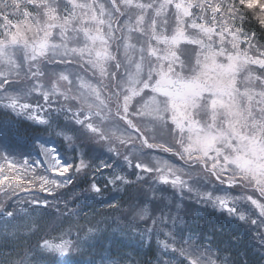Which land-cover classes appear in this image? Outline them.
Returning a JSON list of instances; mask_svg holds the SVG:
<instances>
[{"label": "trees", "instance_id": "trees-1", "mask_svg": "<svg viewBox=\"0 0 264 264\" xmlns=\"http://www.w3.org/2000/svg\"><path fill=\"white\" fill-rule=\"evenodd\" d=\"M58 1L0 0V39L6 38L9 35L8 30L22 21L29 20L35 25L36 21H39L40 24L46 18L48 7L54 8L57 13H60L62 6L71 7L66 0ZM115 1L120 10L113 8L115 14L118 16L123 13L127 16L126 6L121 0ZM213 1L222 4L221 13L218 15L229 18L234 30L240 33L244 40L247 37L257 51H264V27L258 22V17L262 15L259 9L246 10L242 7L241 0ZM133 2L147 4L152 0ZM159 2L160 0L146 12L131 7L130 16L134 17L135 21V18L141 15L146 18L152 15L153 18ZM229 8L234 9L233 13L229 12ZM147 31L149 30L134 34V40L143 43L141 47L146 55ZM149 33L151 34L150 31ZM119 40L120 36L117 42ZM38 64L40 63H35ZM114 70L116 68H112V72ZM114 74L110 88L103 85L102 90L106 98L109 97L107 103L114 107L111 113L112 120L115 121L113 124H121L127 128V125L119 120V115L123 114L120 113V97L118 96L117 100L111 98L116 89ZM28 76V72L18 77L11 74L7 80L10 84L8 89L18 92L19 106L27 103L29 106L38 107L39 110H45L44 118L47 123L32 122L0 104V160L5 165L9 160L15 163L22 161L30 155L38 138L49 136L57 139L64 157L72 159L73 167L68 173L71 182L47 195L34 180V175L38 172L25 169L20 174L28 181L26 188L14 184L12 187L0 186V264H156L164 243L180 249L191 239L196 241V245L207 246L215 251L222 264H264V245L256 239L258 236L264 238L263 226L258 224L262 217L258 209L252 210L250 202L243 197L246 190L237 178L233 182L236 184L228 187L225 183L230 178L221 176L220 180L224 181L221 183L207 170V165L195 164L193 169L200 172L194 174L197 178L184 175L188 190L180 192L181 190L177 191L171 186L172 189H158L156 174H153L156 166L149 156L167 153V157L175 155L176 162L184 163L178 156L179 149L174 145L172 138H165L164 135L157 138L154 135L155 138L152 139L150 132L146 131L133 115L137 111L138 100H135L128 118L139 128V134L143 135L149 144L154 145L152 148L140 146L145 153L143 155L147 156L144 158L141 153L143 160L131 159L124 143L111 145L100 139L96 133L88 131L84 125H77V114L83 120L84 113L88 115L89 112L72 92L58 96L54 94L45 103L43 100L38 101V98L43 97L30 85L31 79ZM24 92L26 97L22 95ZM166 118L168 113L163 121L156 120L155 127L162 131L169 128ZM68 136L74 140H65ZM70 145L72 151L68 152ZM110 148L112 151H109ZM162 148L169 151H162ZM125 157H129L130 164H127ZM81 162L87 167L76 172L75 169ZM101 162L111 164L112 170L109 167L98 169ZM137 164L150 167L151 173L138 172ZM115 168L121 170L117 173L114 172ZM24 172H27V175H24ZM204 175L208 178L207 186H204L205 179H201ZM116 176L123 179L115 180ZM198 177L200 178L197 182ZM108 180L114 182L109 184ZM124 180L127 183H124ZM93 183L101 189L100 193L92 192ZM217 185L221 188L227 187L230 206L236 209L235 215L229 216L227 212L213 206L211 200L202 199L203 194H209L206 193L207 189H219ZM214 192L210 194L213 198L218 195L215 190ZM251 196L264 205V199L258 193ZM33 201L46 202L47 207L35 206ZM233 201L235 203H232ZM137 204L142 210H146L143 218L132 217L130 214V208ZM9 211L13 213L11 217L6 215ZM241 213L245 216L244 221L237 218ZM254 218L259 221L256 225L251 223ZM148 229L151 231H147ZM45 243H68L71 250L66 255L51 252L42 247Z\"/></svg>", "mask_w": 264, "mask_h": 264}, {"label": "snow or ice", "instance_id": "snow-or-ice-1", "mask_svg": "<svg viewBox=\"0 0 264 264\" xmlns=\"http://www.w3.org/2000/svg\"><path fill=\"white\" fill-rule=\"evenodd\" d=\"M121 2L126 7H134L140 9L142 12H146L149 8H153L156 0H152L151 3L147 4L134 3L133 0H121ZM67 4L71 5L72 11L64 19L55 14L54 8L48 7V11L45 12L46 23L44 26L39 29L29 27L31 37L26 36L23 32H17L15 26H13L12 33L7 35L6 38L0 39V57L9 56L12 49L19 48L30 50L32 60L45 56L49 49L52 50L54 55H65L64 51L57 52L62 47L60 44L49 43V37L53 34L52 29H59L62 39L67 31H82L87 42L81 48H71L67 54H77L81 58L85 56L92 57L94 54V59H89L87 62L97 68L102 76L105 75L103 62L114 59L108 52L109 41L112 39L114 28L111 25L110 19L108 21L103 19L105 15L103 4H96V0H90V2L89 0H84V2L80 3L77 0H67ZM241 4L246 10L259 9L262 15L258 17V22L261 27H264V0H241ZM94 5L100 10V17L97 16ZM169 6L175 9V19L177 22L175 33L170 37L156 34V24L153 21L151 39L155 40L157 44L164 45V52L162 55H159V50L149 45L147 54L149 57L156 58L158 65L148 72L147 79L143 82L139 79L141 65L139 63L135 64V74H130L129 76L127 94L123 97V114L119 115V120L123 121L133 132H136V127L133 125L132 120L128 118L130 115L128 106L134 96H139L145 89H150L152 93L165 99L163 102L158 103L153 98L148 102L150 107L147 111L137 110L140 115H150L154 120L163 121V113H169L171 123L175 125V128L181 134L187 133L186 146L183 137L178 141L183 148L185 156L191 158L193 161H199L201 166L204 165L205 159L212 161L207 170L211 171L212 176L216 177L221 183H224V181L220 180V177L224 176L225 173L232 171L233 176L239 174L242 179L250 183L260 196L264 197V91L254 92L246 89L240 92L237 89V75L244 71L247 66L254 65L260 69H264V51H259L256 57L249 54V49L255 48V45L247 37L242 41L239 33L230 32L227 24L221 23L220 31L216 30V16L218 13H221L222 4L213 3V0H195V2L194 0H160L155 14L160 16L161 13L167 11ZM112 7L116 8L115 3L112 4ZM193 8L200 11L202 14L201 20L205 12H210L212 15V26L207 27L203 22L197 23L196 18H193L187 24V27L197 30L208 41H211L213 36H218V44L220 45L218 50L213 48L212 43L205 44L202 39H189L186 37L184 21L185 18L193 16L191 11ZM77 10H79V13ZM89 11L91 12V16L88 15ZM233 11L234 9L229 8V12L233 13ZM110 15L109 13V17ZM76 20H79L81 25L89 23L95 24L96 27L94 31L82 27L71 29L72 22ZM36 23L39 25V21H36ZM143 23L144 17L141 15L136 20V27L130 30L142 32L143 30L139 25ZM106 24L108 31L105 36L102 29ZM41 32L42 35H39L38 33ZM226 33L231 36V40L228 41L231 45L230 50H226L224 47ZM244 42L248 43V48L241 51L240 44ZM181 43L199 45L202 50V54H198L197 56V67L193 70L194 74L189 78L183 77L176 71L177 66L181 64V60L176 54L175 49ZM124 47L127 50L132 46L125 40ZM164 61L167 62V67H165ZM129 62L131 63L130 56ZM153 74L156 79L150 85L149 81L153 79ZM61 79L67 80L68 77L61 76ZM252 79L260 78L252 77ZM3 82L7 83V80L5 79ZM260 83L264 85V79H261ZM141 84L142 86L137 88V85ZM89 88L100 105L105 106V102L101 99L99 91L91 85H88ZM241 97L245 100L243 108L241 107ZM44 98L47 100V93H45ZM7 106L15 109L17 106L16 100L12 99L11 103ZM88 107L91 109L92 105H88ZM20 109L21 114L24 111H28L29 113L32 111L27 103L21 104ZM201 111L207 112L210 117V120L205 121L203 125L195 118ZM254 112H259L261 115L257 118L254 116ZM95 115L100 116V112L97 111ZM28 119L40 124L47 123L44 119L37 120L31 114L28 115ZM104 119L106 117L101 116V120ZM88 120L89 115H85L83 120L77 116L75 123L77 125H84L88 131L96 133L100 139H105V135L100 132L98 127H94L92 123L85 125V121ZM140 140L144 141V147H154V145L144 140L143 136L140 137ZM121 143H124V141L121 140ZM161 150L165 152L169 151L167 148H162ZM109 151H112V149L110 148ZM42 155L46 158L47 170H50L53 176L66 177L59 183L54 179L41 178L40 190L45 191L47 195H51V190L46 189L45 185L64 187L69 184L71 176H66V174L69 173L73 166L64 160V157L58 156L53 148H43ZM125 161L130 164L127 157H125ZM27 163L25 161V166H27ZM229 166L232 167L230 168ZM85 167L87 165L81 162L75 170L76 172H80ZM106 167H110V165L104 162L98 165V169L100 170ZM136 169L138 172L143 171L145 173L152 171L149 167L140 164L136 165ZM156 171L159 173V183L171 184L173 188L188 190L186 182L181 180L176 174L177 170L164 166L157 168ZM5 172H11L13 175L11 177L0 175V185L12 187L13 182H16V186L19 187L20 184L28 182L23 179L20 169L17 168L13 161L9 160L7 162L6 169L0 167V173ZM24 175H27V172H24ZM139 178L142 179V177ZM122 179L121 176L115 177V180ZM107 182L112 184L114 181L108 180ZM124 183H127V181L124 180ZM227 186H233L232 179H228ZM91 190L95 193H100L101 191L95 183L92 184ZM22 191L26 190L22 189ZM202 199L211 200L213 206L226 211L229 216L236 214L235 207H229L230 202L226 197L213 198L210 194H203ZM249 199L251 204L258 209L259 215L264 217V205L259 204L255 199ZM32 203L35 206L47 207L46 202L33 201ZM232 203L235 202L233 201ZM6 215L11 217L13 213L9 211ZM237 218L240 221L245 220L243 213L239 214ZM251 223L256 225L257 221L252 220ZM147 231L150 232L151 229ZM256 239L260 244L264 245V238L258 236ZM163 246L165 248L169 247L167 243H164ZM42 247L51 252L65 255L68 253V248L64 244L53 247L45 243ZM181 251L182 254L187 255L184 250ZM193 255L199 257L200 254L194 250ZM189 264H201V261L197 258L191 260ZM209 264H214V262H209Z\"/></svg>", "mask_w": 264, "mask_h": 264}, {"label": "rangeland", "instance_id": "rangeland-1", "mask_svg": "<svg viewBox=\"0 0 264 264\" xmlns=\"http://www.w3.org/2000/svg\"><path fill=\"white\" fill-rule=\"evenodd\" d=\"M158 1L159 0H156V2ZM54 2H59V1L54 0ZM77 2L78 3L84 2V0H77ZM113 3H115L116 5V8L114 9L115 10L119 9L118 3L115 0H96V4H103L104 6L105 15L103 19H105V21H108L110 19L111 25L114 28V32L112 33V39L109 41V47H108V52L114 57V59L103 62L105 72H106L105 75L102 76L97 68L93 67L92 64L87 62L89 59H94V54L92 57L85 56L84 58H81L77 54H67V52L71 48L73 47L81 48L87 42L86 37H84L82 31L80 32H73L71 30L67 31L65 32L64 38L62 39L59 34L60 30L52 29L53 34L51 37H49V43L50 44L51 43L60 44L62 47L61 49H58L57 52L64 51L66 53L65 55H54L52 50L49 49L45 56L39 57L37 60H32L31 59L32 54L30 50L19 48V49H12L9 56L0 57V104L4 106L5 108L9 109L10 111H12L13 113L26 117L27 119H28V115L31 114L35 116L37 120L39 119L45 120L44 118L45 110H39L38 107L29 106V108L32 111L30 113L28 111H24L21 114V109L18 103L15 109H12L7 106L9 103H11L12 99H15L16 102H19L20 96L17 91L16 93L14 91H9L8 87L10 84L8 82L4 83L3 81L5 79L8 80L11 74H14L15 76L18 77L21 74H27L28 72V75L30 76V79H31L30 85H32V87L34 86L38 94H40L43 97V98H38L37 99L38 101L43 100L45 103L46 101H48V98L54 94L58 96V95H61V93L66 95L68 94V92H72L76 96V98H78L82 102V105L86 107L87 111L89 112L88 113L89 120L87 121V123H92L94 127H98L100 129V132L105 135V139H102V140L108 143H111V145L112 144L114 145L115 143L117 144L118 142L121 143V140H123L126 148L128 149L129 157L134 160H143V157L147 158V156H144L145 153L142 152V148L140 147L141 145L142 146L144 145V141H140L141 136L139 134L140 132L139 128L136 127L133 122H132L133 125L137 129L136 132H133L132 129L128 127L125 128L121 124L117 123L118 124L117 126L113 124V122L115 121L112 120L111 113H112V110H114V107H112L111 105L107 103L109 97L106 98V95L104 94L102 89H104L103 85L105 86V88H108V89L110 88V85L112 84V74H114L116 71V73L114 74L116 92L114 91V95L113 97L111 96V98H115L117 100V97L119 96L121 105H123V97L124 95L127 94L129 76L130 74H135V64L139 63L141 65L139 79L141 80V82H143L144 80L147 79L148 72L151 71L154 66H157L158 62L156 58L149 57L148 54L147 55L145 54V51L144 52L142 51L141 46L143 43L141 41L134 40V34L137 31L130 30L136 27V21L134 20V17L130 16L131 13L129 11L131 10V7H126L128 11L127 16L126 14H123V13L117 16L112 7ZM94 8H95L97 16L100 17L99 8L95 7V5H94ZM60 9H61L60 13L55 12V14L61 19L67 18L71 14L70 9L72 8L70 6L69 7L62 6ZM191 11L193 13V16L185 18V21H184L186 37H188L189 39H202L205 44L212 43L213 48L215 50H218L220 46L218 44V40H219L218 36H213L212 40L208 41L207 38L203 37L200 33L197 32V30L189 29L187 27V24L193 18H196L197 23L203 22L207 27H211L212 26L211 13L205 12L203 14L205 19L201 20L200 17L202 14L200 13L198 9L193 8ZM77 12L79 13V10H77ZM109 13L111 14L110 17H109ZM218 14L216 16V21H217L216 30L217 31H220L221 23H224V24H227L230 32L238 33L236 30H234L233 25L230 22L229 18L225 16L221 17L222 15H218ZM88 15L91 16L90 11ZM175 15L176 14H175L174 7L169 6L167 8V11L161 13L160 16H157L155 12H154L153 18H152V15L150 16L148 15L147 18L146 16H143L144 23L139 25V27L143 31L149 30L151 32V34L149 33V31L146 32V35L148 36V38H147V43L145 45H148V46H145V47H149V45H151L152 48L159 50L158 52L159 55L163 54L165 46L157 44L155 40L151 39L152 34H153L152 24H153V21H155L156 34L158 35L162 34L166 37H170L171 35L175 33V29L177 27ZM226 16H227V13H226ZM45 21H46V18H44L43 21L39 24V26H37L33 24L31 21L26 20L18 24H15L14 26L17 32H23L26 36L31 37V32L29 31V27L36 28V29L42 28L44 24L46 23ZM70 27L71 29L82 27V28H86V29H90L94 31L96 25L89 24V23H85L81 25L79 20H76L72 22ZM12 31H13V28L10 29V31L8 30V33L11 34ZM107 31L108 29H107V24H106L102 29V32L103 34H105V36L107 34ZM38 34L42 35V32ZM118 36H120V40L117 42ZM240 39L244 41V39L241 36H240ZM125 40H127V43L130 46H132V47H129L127 50L124 47ZM230 40H231V36L226 33L225 34V44H224V47L226 50L231 49V45L230 43H228V41ZM246 48H248V44L246 42L240 44L241 51H244ZM175 51L181 60V64L177 66L176 71H178L180 75H182L183 77L189 78L190 76L194 74L193 70L196 69L197 67L196 65L197 56L198 54H202V50L200 49L199 45L181 43L175 49ZM259 51H257L255 48H250L249 54L256 57ZM129 56L131 57V63L129 62ZM36 62H39L40 64L35 65ZM163 63L165 67H167V62L164 61ZM117 65H119V67H117ZM112 68H116V70L112 72ZM61 76H67L68 79L62 80ZM252 77H259L260 79H252ZM155 79L156 77L153 74V79L149 81L150 85L155 82ZM261 79H264V69H260L259 67L254 66V65L247 66L244 71L238 73L237 75V89L240 92H243L246 89L254 91V92L264 91V85L260 83ZM88 85L95 87L99 91L101 99H103L105 102V106L100 105L99 101L95 99V96L91 93V89L90 88L88 89ZM141 86L142 84L137 85V88ZM45 93H47L48 95L47 100L44 98ZM22 95L26 97L27 94L24 92ZM153 98H155L158 103L163 102V100L165 99L163 97H159L155 93H152L150 89H145L143 92L140 93L139 96H134L128 106L129 114H131V111L133 110L132 108L134 106L135 100L139 101V103H137V110L147 111L148 108L150 107L148 102L152 100ZM240 99H241V107L243 108L245 100L243 97H241ZM112 101H114V99H112ZM88 105H92V108L90 109ZM97 111L100 112V116L95 115ZM135 111L136 110H134V112ZM120 113H123V108ZM166 114L167 112L163 113L164 118ZM133 115L138 119L140 123H142L146 131L150 132L152 139L155 138L154 135L156 137L160 135L162 136L164 135L165 138L167 137H169L170 139L172 138V140H174V145L179 149L178 156L183 160L184 164H179L175 160L176 159L175 155L172 157H167L168 155L167 153H164L165 155L153 154L149 156L150 161H152V163L156 166V168L153 169V174H156L155 176L157 180L158 189L162 190L164 187L168 189H172L171 184H161L158 181L159 173L156 171V169L162 168L164 166L177 170L176 174L183 181L185 180L184 175H193L194 177L197 178V176L194 174H199L200 172L195 171L193 168L195 164H200V162L193 161L191 158L184 155L183 148L178 141H180V139L183 137L184 144L186 146L187 145V133L181 134L175 128V125L171 123V116L169 113H168V118H166V120H168L170 127L165 128V131H162L158 129L157 127H155L154 123L157 121L154 120L152 116L140 115L139 112L137 111L135 114L133 113ZM260 115L261 114L259 112H254L255 117L258 118ZM84 116H85V113H84ZM101 116L106 117V119L101 120ZM195 118L200 121L201 125H203L205 121L210 120L209 114L203 111H201L199 115ZM30 121L35 122L33 120H30ZM155 128L157 129V131ZM37 140L38 141L35 143L34 148L31 151L30 155L26 157L25 159H23L22 161L18 160V162L15 163L17 168L20 169V173L24 171L25 169H31L32 171H37L38 173L34 175V180L38 182V184H40L41 178H46L48 180L54 179L58 183L63 181L66 177L53 176L52 172L50 170H47L46 158L42 155V149L45 147H48V148H53L55 152L58 154V156L64 157L56 141L57 139L48 136V137H40ZM65 140H74V139L68 136L66 137ZM70 151H72V145H70V147L68 148V152ZM141 153L142 155L144 154L143 157L141 156ZM193 155H196V154H193ZM129 157L127 158L128 160H130ZM64 160H66L69 163H72L71 157L70 159H67L66 157H64ZM25 161L28 162L27 166H25ZM146 162H148L149 165L151 164L148 160H146ZM211 163L212 161H207L206 159L204 161V165H207L208 168L210 167ZM109 165H110L109 169L112 170L111 164ZM0 167H3L6 169L7 165H5V163L2 160H0ZM229 167L231 168L232 166H229ZM120 170H121L120 168H115L114 172L118 173ZM147 173L150 174L151 171ZM0 175H7L11 177V172L0 173ZM66 176H68V174H66ZM224 176L226 178L232 179L233 182L236 181V178L239 180L244 190H246V193H243V197L249 202H250L249 198L254 199L251 195L253 193H258L257 191L254 190V188L250 185V183L247 180L242 179L239 174L233 176V172L229 171L228 173H225ZM169 178L171 179V177ZM199 178L200 177H198L197 182ZM201 179L202 180L205 179L204 186H207L206 179L208 180V178H206V175H204ZM13 184L16 186V182H13ZM234 184L236 183H233V185ZM25 185L26 183H22L19 185V187L21 188L24 186L23 188H26ZM0 186H5V185H0ZM217 187L219 189H214L216 193H218L217 197H226L228 199L227 187L225 186L226 188L224 187L221 188L219 185H217ZM45 188L50 189L52 192L54 189L60 188V187H56L54 185H45ZM175 189L177 191L181 190L180 192H183L185 190L183 188H175ZM214 190L208 191L207 189L206 193H209V194L215 193ZM181 195H185V193H181ZM262 198L264 199V197ZM229 207H231L230 203H229ZM254 208L255 207L252 205V210ZM130 209H131L130 214L132 215V217L142 218L146 215V210H142L138 204L132 206ZM254 220H256L257 223L259 222L256 218H254ZM261 220L262 221L258 224H261L263 226L262 230L264 233V217H262ZM64 245L67 246L68 252H69L71 250L70 244L64 243ZM52 246L55 247L57 245H52ZM181 250H184L187 253V255L182 254ZM194 250L196 253L200 254L199 257H197V255H193ZM197 258H199V260L201 261V264H209V262H214V264H222V262L219 261V256L217 255L215 251L208 248L207 246L200 247L196 245V241L194 239H191L186 245H184V247L180 249H177L173 246H169L168 248H165L163 246V250L161 254L159 255V258L156 264H189L191 260H194Z\"/></svg>", "mask_w": 264, "mask_h": 264}, {"label": "water", "instance_id": "water-1", "mask_svg": "<svg viewBox=\"0 0 264 264\" xmlns=\"http://www.w3.org/2000/svg\"><path fill=\"white\" fill-rule=\"evenodd\" d=\"M145 140V139H144Z\"/></svg>", "mask_w": 264, "mask_h": 264}]
</instances>
